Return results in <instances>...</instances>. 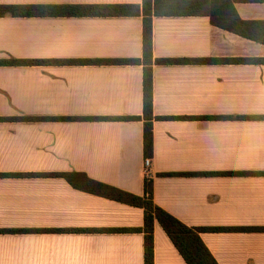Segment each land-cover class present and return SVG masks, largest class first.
<instances>
[{
  "label": "crops",
  "instance_id": "crops-1",
  "mask_svg": "<svg viewBox=\"0 0 264 264\" xmlns=\"http://www.w3.org/2000/svg\"><path fill=\"white\" fill-rule=\"evenodd\" d=\"M143 0H0V5ZM244 21L264 1L241 0ZM157 206L218 264H264V44L206 16L153 18ZM143 17H0V60L142 59ZM143 65L0 66V264H145L144 210L73 187L79 172L144 196ZM27 118H31L27 120ZM86 118V119H85ZM245 228V229H243ZM154 264H187L154 224Z\"/></svg>",
  "mask_w": 264,
  "mask_h": 264
},
{
  "label": "trees",
  "instance_id": "trees-1",
  "mask_svg": "<svg viewBox=\"0 0 264 264\" xmlns=\"http://www.w3.org/2000/svg\"><path fill=\"white\" fill-rule=\"evenodd\" d=\"M241 0H143L142 4H26L0 5V17H143L142 59L113 60H0V66L55 64L143 65L144 112L142 117H101L102 120H141L144 122V155H154V65L185 63H216L219 60L154 59L153 18L164 16H206L214 26L264 44V21H244L236 10ZM243 1V0H242ZM264 1V0H249ZM237 62L264 63L262 59H239ZM31 118H27L30 120ZM86 119V118H85ZM73 187L105 198L139 207L144 210V226L140 228L110 229V231L138 232L145 236V264H154V224L162 226L187 264H218L204 244L201 233L206 231L238 230L230 228H192L157 206L154 202L153 180H145L144 196H137L89 178L84 173L57 174ZM245 229V228H243Z\"/></svg>",
  "mask_w": 264,
  "mask_h": 264
},
{
  "label": "built area",
  "instance_id": "built-area-1",
  "mask_svg": "<svg viewBox=\"0 0 264 264\" xmlns=\"http://www.w3.org/2000/svg\"><path fill=\"white\" fill-rule=\"evenodd\" d=\"M144 164L149 179V177L151 176L152 158H146Z\"/></svg>",
  "mask_w": 264,
  "mask_h": 264
}]
</instances>
